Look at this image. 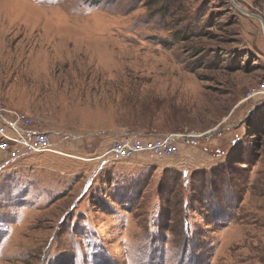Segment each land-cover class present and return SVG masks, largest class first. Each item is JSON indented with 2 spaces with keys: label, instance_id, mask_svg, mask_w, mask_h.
Here are the masks:
<instances>
[{
  "label": "rangeland",
  "instance_id": "rangeland-1",
  "mask_svg": "<svg viewBox=\"0 0 264 264\" xmlns=\"http://www.w3.org/2000/svg\"><path fill=\"white\" fill-rule=\"evenodd\" d=\"M263 83L231 0H0V104L58 153L0 160V264H264Z\"/></svg>",
  "mask_w": 264,
  "mask_h": 264
},
{
  "label": "built area",
  "instance_id": "built-area-1",
  "mask_svg": "<svg viewBox=\"0 0 264 264\" xmlns=\"http://www.w3.org/2000/svg\"><path fill=\"white\" fill-rule=\"evenodd\" d=\"M264 95V83L258 90ZM178 134L145 139L127 135L114 143L110 156L114 161L130 160L137 155L150 159H164L178 154ZM0 156L1 161L18 162L34 155L57 153L51 136L35 125L34 119L26 112L0 104Z\"/></svg>",
  "mask_w": 264,
  "mask_h": 264
},
{
  "label": "water",
  "instance_id": "water-1",
  "mask_svg": "<svg viewBox=\"0 0 264 264\" xmlns=\"http://www.w3.org/2000/svg\"><path fill=\"white\" fill-rule=\"evenodd\" d=\"M231 1H232V3L234 4V6H235L237 9H239L242 13H244V14H246V15H249V16H251V17H254L255 19L259 20V21L261 22L262 26H263V29H264V19H263L261 16L256 15V14H249V13L245 12L243 9H241V8H240V7L234 2V0H231Z\"/></svg>",
  "mask_w": 264,
  "mask_h": 264
},
{
  "label": "bare ground",
  "instance_id": "bare-ground-1",
  "mask_svg": "<svg viewBox=\"0 0 264 264\" xmlns=\"http://www.w3.org/2000/svg\"><path fill=\"white\" fill-rule=\"evenodd\" d=\"M58 154V153H57ZM105 156V155H104ZM110 156V155H109ZM95 159H97V158H95ZM112 160V159H111ZM112 162H114V161H112Z\"/></svg>",
  "mask_w": 264,
  "mask_h": 264
},
{
  "label": "snow or ice",
  "instance_id": "snow-or-ice-1",
  "mask_svg": "<svg viewBox=\"0 0 264 264\" xmlns=\"http://www.w3.org/2000/svg\"><path fill=\"white\" fill-rule=\"evenodd\" d=\"M0 146H2V145H0Z\"/></svg>",
  "mask_w": 264,
  "mask_h": 264
},
{
  "label": "crops",
  "instance_id": "crops-1",
  "mask_svg": "<svg viewBox=\"0 0 264 264\" xmlns=\"http://www.w3.org/2000/svg\"><path fill=\"white\" fill-rule=\"evenodd\" d=\"M210 162V161H209Z\"/></svg>",
  "mask_w": 264,
  "mask_h": 264
}]
</instances>
